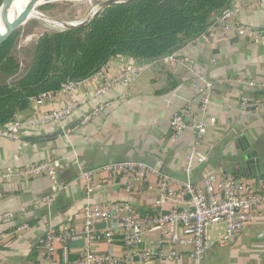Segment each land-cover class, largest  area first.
I'll return each mask as SVG.
<instances>
[{
	"label": "crops",
	"instance_id": "crops-1",
	"mask_svg": "<svg viewBox=\"0 0 264 264\" xmlns=\"http://www.w3.org/2000/svg\"><path fill=\"white\" fill-rule=\"evenodd\" d=\"M234 22L263 28L264 7L258 6L252 13H238ZM181 60L177 69L164 58L150 63L130 87H115L101 101L88 97L99 83L94 79L82 82L77 95L87 97V100L79 111L61 123L24 128L16 138L0 140V169L56 159L60 181L67 187L49 202L36 204L52 193L47 176L0 183V212L26 209L14 221L0 224V235L9 234L0 242V264H53L51 259L62 260L65 247L71 260L78 259L86 249L100 255L111 250L117 260L110 264H138L124 261L125 247L119 240L118 231L111 245L105 238L86 239L82 210L89 202L129 200L142 216L154 212L160 208L156 177L150 176L144 185L129 193L125 189V176L106 180L98 175L93 179V191L88 193L81 174L112 161L142 160L178 179H186L187 158L195 136L186 131L173 137L170 120L173 112L183 105L198 107L201 102L203 94L193 85V69L199 70L213 85L207 115L215 117L217 124L207 131L199 145L206 156L205 167L200 172L197 165L191 179L199 182L209 168L219 173L239 171L237 160L243 152L237 139L241 135L252 142L264 161V110L244 115L240 108L243 95L252 101L264 100V37L250 41L235 31L213 25L208 33L185 49ZM189 61H194L196 66ZM124 63L126 60L120 58L111 60L109 73L116 74ZM169 75L177 84L173 88L167 87ZM238 79H251L258 86L249 87ZM69 101L68 93L58 91L40 105L32 103V108L20 112L17 119L62 108ZM104 102L109 106L96 112L87 123H82L86 114L93 113ZM61 128L65 132L63 135L38 142L24 140L28 136L49 135ZM235 174L264 191V174L256 177ZM173 205L174 202L167 203L165 208ZM24 223L28 227L15 232ZM109 225L110 222H99L97 229L103 231ZM52 230L57 233L70 230L73 237L67 243L55 241L49 257L50 252L41 239ZM225 232V224L210 228L213 245L202 259L192 255L193 249L188 243L173 247L179 252L178 258L169 257L172 249L169 240L157 231L146 235L142 248L164 251V256L156 255L148 264H264L263 213L246 225L233 243L221 246L217 240L224 237Z\"/></svg>",
	"mask_w": 264,
	"mask_h": 264
},
{
	"label": "built area",
	"instance_id": "built-area-1",
	"mask_svg": "<svg viewBox=\"0 0 264 264\" xmlns=\"http://www.w3.org/2000/svg\"><path fill=\"white\" fill-rule=\"evenodd\" d=\"M258 6L264 7V0H236L232 7L215 17L214 25L221 26L226 31H235L238 35L250 40L258 41L264 37V27L244 25L234 22L238 13H252ZM189 46V45H188ZM187 46V47H188ZM180 49L166 57L164 60L173 69L182 64V53L187 48ZM194 66V61H189ZM191 64H189L191 66ZM149 67V63L134 64L124 63L116 74H110V61L89 79L65 83L61 92L70 95L69 104L58 109L33 113L24 120H14L0 126V140L18 137L24 128H35L49 123H61L75 111H79L86 103L87 97L77 95L80 83L94 79L99 86L92 90L89 99L101 101L113 88L118 86L130 87L136 79ZM194 68V67H193ZM194 87L202 93V99L198 107L187 104L174 112L170 122L171 133L177 138L186 131L195 133V141L187 158L186 179H178L159 168L140 160L119 161L102 165L92 170L82 172L81 177L86 180V190L93 191L95 176H104L106 180H116L120 176L127 178L125 189L132 192L136 187L144 185L150 178L157 179L160 199V208L152 213L142 216L134 205L129 201H113L106 203H87L82 210L84 218V235L89 241L105 238L111 245L119 233L125 247L126 263L136 261L138 264H148L154 256H164L162 249L154 250L142 248L146 235L157 231L169 240L172 247L169 257L178 258L179 252L173 247L182 243L192 246V255L202 259L209 248L213 245L210 238V228L219 224L226 225L224 237L217 240L221 246L233 243L239 232L249 223L264 214V191L258 190L253 183L240 178L231 172L209 173L204 175L199 182L191 179L195 167L206 161V156L200 151L199 145L207 131L217 124L215 117L207 115L209 102L214 93L213 85L205 79L199 70L193 69ZM196 79V80H195ZM249 87H256L258 83L251 79H238ZM55 92H43L31 98L35 105L44 103L54 96ZM109 104H100L93 113L86 114L82 123L90 121L96 112L105 109ZM240 108L244 115L255 113L264 109V100L252 101L248 96L240 98ZM59 161L56 159L45 160L24 167H6L0 169V183H9L19 179H30L39 176H47L51 181L52 193L36 201V204L49 202L52 196L63 192L67 187L62 184L58 176ZM174 202L170 208H165L167 203ZM182 203V206H180ZM263 208V210L261 209ZM26 209L21 207L17 210L0 212V224L9 223L16 219L19 213ZM110 222L105 230L97 229V223ZM28 224L17 227L15 232L26 229ZM9 234H1L0 242L4 241ZM73 237V233L63 231L57 233L52 230L41 239V243L50 252L54 249V242L67 243ZM264 240V236H263ZM111 250L105 254H96L86 249L76 260L70 259L68 249L64 248L61 261L51 259L53 264H110L116 261Z\"/></svg>",
	"mask_w": 264,
	"mask_h": 264
},
{
	"label": "trees",
	"instance_id": "trees-1",
	"mask_svg": "<svg viewBox=\"0 0 264 264\" xmlns=\"http://www.w3.org/2000/svg\"><path fill=\"white\" fill-rule=\"evenodd\" d=\"M235 2L130 0L115 3L105 7L83 27L44 32L33 48L26 51L28 65L22 73L20 63L11 54L18 35L15 32L0 49V126L16 120L20 112L31 109L32 97L43 92L56 93L69 81L89 79L113 59L150 64L187 47L208 33L215 17ZM168 77L167 87H175L173 76ZM2 78L5 79L2 81ZM113 162L119 161L105 164ZM204 163L198 164L200 172Z\"/></svg>",
	"mask_w": 264,
	"mask_h": 264
},
{
	"label": "water",
	"instance_id": "water-1",
	"mask_svg": "<svg viewBox=\"0 0 264 264\" xmlns=\"http://www.w3.org/2000/svg\"><path fill=\"white\" fill-rule=\"evenodd\" d=\"M62 1L71 0H43L40 3H37V0H30L27 4H25L24 8L17 17L11 18L10 10L12 8L14 0H0V19L2 21V24L4 25L3 31L0 32V49L9 41V39L16 32V30L28 21L30 14L32 13L34 8H38L39 14L36 15H38L39 18L55 25L56 28L53 31L62 32L83 27L89 24L94 18H96V16H98V14L105 7L115 3H123L130 0H103L99 2L84 19L75 22H60L56 19H53L52 17L47 16L39 10V8L41 7H45L47 5ZM64 133V129L61 128L58 131L49 135L28 136L24 137V140L33 142L44 141L46 139L55 137L58 134L63 135ZM237 143L241 151L243 153H247L244 157V165H242V162H239L241 169L239 171H236L235 173H237L238 175L253 177L264 174V161L261 160L259 156V151L253 148L252 142L245 135H241L237 139ZM228 172H231V170H229Z\"/></svg>",
	"mask_w": 264,
	"mask_h": 264
},
{
	"label": "rangeland",
	"instance_id": "rangeland-1",
	"mask_svg": "<svg viewBox=\"0 0 264 264\" xmlns=\"http://www.w3.org/2000/svg\"><path fill=\"white\" fill-rule=\"evenodd\" d=\"M82 1L83 0H71L57 2L54 4H50L49 6L41 7L39 8V10L47 16L56 19L57 21L75 22L84 19L93 10V8L103 0H95V2L93 0ZM55 28V25L43 19L31 18V20H28L16 30V32H18V35L16 36L14 44L11 48V54L18 60L21 65L22 69L20 73H22L28 65L29 58L26 54V51L33 48L38 38L44 32H52L53 30H55ZM4 79L5 78H2V81ZM213 172L219 173L218 171L209 168L204 175Z\"/></svg>",
	"mask_w": 264,
	"mask_h": 264
},
{
	"label": "bare ground",
	"instance_id": "bare-ground-1",
	"mask_svg": "<svg viewBox=\"0 0 264 264\" xmlns=\"http://www.w3.org/2000/svg\"><path fill=\"white\" fill-rule=\"evenodd\" d=\"M30 0H14V3L12 5V8L10 10V17L11 18H14V17H17L19 15V13L22 11V9L24 8L25 4H27ZM43 0H37V3H40L42 2ZM84 1V0H83ZM82 1V2H83ZM86 1V0H85ZM87 1H90V0H87ZM95 2V0H93ZM79 2V1H78ZM83 4V3H82ZM88 5V3H87ZM91 9V8H90ZM36 14H39V11H38V8H34L32 13L30 14V17L28 20H31V18H39L38 15ZM41 19V18H39ZM39 21V20H38ZM4 29V25L2 24V21L0 19V32L3 31Z\"/></svg>",
	"mask_w": 264,
	"mask_h": 264
},
{
	"label": "flooded vegetation",
	"instance_id": "flooded-vegetation-1",
	"mask_svg": "<svg viewBox=\"0 0 264 264\" xmlns=\"http://www.w3.org/2000/svg\"><path fill=\"white\" fill-rule=\"evenodd\" d=\"M246 153L247 152L242 153L241 155L238 156V160H237L238 166H236L237 167V170H240L241 169V166H240L239 162H242V165H244V157H245Z\"/></svg>",
	"mask_w": 264,
	"mask_h": 264
}]
</instances>
